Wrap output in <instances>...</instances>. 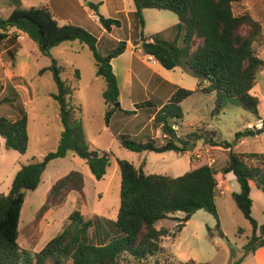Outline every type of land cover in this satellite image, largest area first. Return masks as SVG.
I'll return each mask as SVG.
<instances>
[{
  "label": "trees",
  "instance_id": "trees-1",
  "mask_svg": "<svg viewBox=\"0 0 264 264\" xmlns=\"http://www.w3.org/2000/svg\"><path fill=\"white\" fill-rule=\"evenodd\" d=\"M133 16L144 28V10L168 11L174 14L178 28L182 32V47L166 41L162 34L145 38L141 32V50L144 55L153 57L167 71L183 67L184 70L206 86L199 90L203 94H215L211 117L219 116L226 101L236 103L244 112L260 120L257 97L251 91L264 62L260 60L253 45L262 38L259 22L250 15L234 16L232 6L239 0H132ZM14 9L7 18L0 16V49L5 43L13 44L16 33L26 35L33 41L40 54L49 57L55 47L64 42H78L92 53L96 77L102 78L105 87L102 99L105 105L104 123L108 127L114 115L130 117L135 111H124L119 103V85L112 70L111 62L124 54L125 41H115L114 49L101 55L97 45L102 43L88 31L65 24L60 26L48 7H32L21 10L18 0H9ZM99 4L89 3L101 28L111 33L120 29L117 19H106L98 13ZM13 31V33L10 32ZM151 39L152 42H148ZM194 42H197L194 47ZM107 50L109 47L106 48ZM50 72L56 86V93L50 97L59 108L62 132L55 151L48 153L42 163L23 165L16 173L7 195H0V264H131L144 262L157 257L161 252V241L170 235L165 228L157 229V224L171 219L177 214V233L184 229L193 215L204 210L212 215L219 227L216 206L217 180L209 166L191 169L179 177L147 174L145 164H133L117 160L120 172V206L115 220L95 217L84 221L77 211L72 212L60 233L49 240L38 252L22 249L18 244L21 211L27 192H35L45 167L54 160L64 159L72 154L83 160L96 181L104 179L109 167L110 154L90 151L81 120L80 108L73 102L74 88L61 78V68L55 61L39 71L42 75ZM76 70L75 78L79 79ZM1 90V81H0ZM14 96L0 98V103L18 99ZM194 91L175 88L167 104L159 103L161 110L156 114L153 124L160 127L167 139L158 145L153 139L145 142L132 140L128 135L119 137L120 146L131 153H179L186 151L185 140L177 137L173 127L183 119L180 105L194 95ZM157 107L152 102L136 105V109ZM28 117L19 110L14 120L0 116V138L7 151L24 155L28 149ZM264 128V123H263ZM189 136V135H188ZM254 136L246 129L236 133V139ZM182 148V149H181ZM229 148V147H228ZM42 164L46 166L42 168ZM222 175L232 174L239 185V192L231 195L237 210L250 223L253 235L244 247L245 257L264 248V224L260 227L252 217L253 201L250 197L251 184L264 195V155L228 153ZM69 183L82 188L83 176L72 172L52 187L50 194L56 195L59 188ZM45 206L39 215H44ZM42 213V214H41ZM257 230L259 236L256 235ZM155 264H158L155 262ZM186 264H196L193 261ZM239 264V263H236Z\"/></svg>",
  "mask_w": 264,
  "mask_h": 264
},
{
  "label": "rangeland",
  "instance_id": "rangeland-1",
  "mask_svg": "<svg viewBox=\"0 0 264 264\" xmlns=\"http://www.w3.org/2000/svg\"><path fill=\"white\" fill-rule=\"evenodd\" d=\"M44 1H26L21 5V10L27 11L30 7H45ZM66 1L75 8L77 13L76 17H73L69 14L63 15L64 11L57 12L54 18L60 26L69 23L80 27L100 41V25L88 4L101 3L98 13L106 19H117L121 23L122 28L112 29L113 37L120 41H129L133 46L141 43V31L143 36V30L136 18L129 15L127 20L124 15H116L117 8L127 9V6L129 8V4L133 5L132 0ZM246 1L239 0L233 4L234 16H242L246 9L244 4ZM13 9L14 6L11 2L0 0L1 17L7 18ZM245 14L248 13L245 12ZM76 18L80 22H77ZM65 19L67 20L65 21ZM145 19L150 29H165L178 21L174 14L158 10H147ZM10 32L13 33L12 30ZM16 34L17 37L20 35L21 39L15 37L13 44L5 43L0 49V98L4 96L13 98L14 96L11 94L13 91L18 94V99L13 104H10L11 102L0 103V116L14 120L19 110L25 111L28 117V149L24 155L7 151L0 138V195L8 194L16 173L23 165L42 163L43 158L57 148L62 126L59 120L58 105L50 97L51 94L56 93V86L50 72L39 74L41 69L51 66L53 61L62 70L61 78L74 88L73 102L80 108L79 119L90 151L110 154L109 167L106 176L101 181H96L85 162L72 154L64 159L51 161L45 167L42 184L35 192L26 193L17 241L22 249L31 252L40 251L49 240L61 232L69 215L74 211L79 212L84 221H92L95 217L115 220L120 206L121 179L117 160H124L136 167L144 163L147 174L173 178L179 177L191 169L209 166L217 180L216 206L219 227L212 215L200 210L184 225V229L177 233V221L182 218L181 214H177L171 219L157 224V229L165 228L170 232V235L161 241L162 252L147 261L140 263L131 261V264H155V262L158 264H186L190 261L196 264H264V258L257 259L252 255L245 257L244 247L253 235V228L237 210L231 193L221 197V194L227 191L224 188L225 184L221 182L225 176L221 174V170L227 164L229 151L235 154L264 155V132L256 136L254 124H252L254 130L250 129L254 132V136L246 137L244 143H241L242 139L238 140L235 137L236 133H243L247 129L248 121L256 120L253 115L244 112L236 103L226 101L220 115L211 117L210 110H208L211 102L208 99H203L201 95H195L181 107L183 117L187 114V119L190 121L202 118L201 121L207 123L208 127L204 132V128L195 125V129L189 130V133L180 137L181 140L186 141L184 153H131L121 148L120 141L114 133L130 135L133 131L132 125L139 127V124L145 119V115L137 119H133L131 116V118H122L114 115L110 125L111 132L106 130L105 105L102 99L105 82L102 78L96 77V67L90 50L78 42H64L52 49L49 57H44L40 54L37 45L26 35ZM110 37L101 38L102 43L97 45L101 55H105L115 48L117 40ZM175 44L177 47H182V40L177 39ZM193 45L196 47L197 42H194ZM107 47H109L108 50ZM126 58L123 57V61ZM145 59L143 57V60ZM123 61L119 59L114 62L119 79H121L120 67ZM147 64L150 63L141 64L143 74L152 71L148 67L155 68ZM76 70L79 71V79L75 78ZM159 75L170 80L176 87L190 91L201 82V80L190 76L182 66L174 71H167L160 67ZM259 79L260 74L251 94L259 100V116L264 118V79H260V85ZM147 99H149L147 94H143V92L141 95L140 93L134 94L129 100L123 95L122 108L129 110L133 106L132 102L139 104ZM199 108H201V113L197 115L195 112ZM181 124L179 121L177 126ZM177 126L173 127L176 133L179 130ZM184 126L187 128L189 125ZM261 127L259 126V128ZM156 128L157 126L153 124L151 128L150 126L147 128L146 134L129 137L137 142H145L151 139L148 129L155 130ZM163 136L160 134L155 139L158 145L162 144L161 142L166 143L167 139H164ZM72 172H78L83 176L82 188H78L77 184L69 183L59 188L56 195H51L50 191L55 183ZM232 191H234L233 193L239 192V185L236 181ZM257 205L254 216L260 221L262 217ZM44 206L46 210L44 215H39L40 209Z\"/></svg>",
  "mask_w": 264,
  "mask_h": 264
},
{
  "label": "crops",
  "instance_id": "crops-1",
  "mask_svg": "<svg viewBox=\"0 0 264 264\" xmlns=\"http://www.w3.org/2000/svg\"><path fill=\"white\" fill-rule=\"evenodd\" d=\"M18 1H20V4L23 5L26 1H29V0H18ZM44 2L46 4V5L45 4L44 5L49 7V9L51 10L54 17L56 16L55 14H57V12H63V11H64V13H62L63 15L67 16V14H69L73 17L74 16L76 17L77 12H75V8L70 6L66 0H45ZM244 4L246 6V9H244L243 14H245V12H247L255 21L259 22L261 25L262 38H261V41L259 43H255L253 45V49L255 50L257 57L264 62V0H247L246 2H244ZM30 8H32V7H30ZM61 9H62V11H61ZM98 12H99V10H98ZM134 13H135L134 4L133 5L129 4V8L127 6V9H125V8H117L116 9V15H118V16L124 15L127 18V20H128L129 15H133ZM145 13H147V10L146 11L144 10L142 12V16L144 18V28L142 30H143V36L145 38H151L152 36H154L156 34H162V36H163L162 38H164L166 41L173 42V43H175L177 41V39L180 40L182 38V32L178 28L179 21L174 23L171 27H168L165 29H161L159 27H158L159 29H150L149 25L147 23V20L145 19ZM237 16H240V15H237ZM66 20L67 19H65V21ZM76 20H77V22H80V21H78L79 20L78 18H76ZM67 24H69V23H67ZM99 31H100V36H101L100 39L107 37V36H109V37L111 36L112 38H114L113 37V31H111V33H107L101 28V26H100ZM114 39H116L117 41H120V39H118V38H114ZM148 42H152V40L149 39ZM126 44H127V46H126V50H125L124 54L121 55L120 57L114 59L111 62L112 70H113V72L117 78V82L119 85V93H120L119 105H120L121 109L124 111H135L136 112L135 115L131 116L133 119H137V118L141 117L142 115H145V119L142 120V123L139 124V127H134V125H132L133 131L130 133V135L125 134V133H118V132L114 133L115 136L117 137V139H119V137L121 135H128V136L141 135L142 136V135L146 134L145 132H146L147 128L149 126H150V128L152 127L153 120H154L156 114L161 110V107H159L160 105H157V107H145V108L136 109L137 104L133 103V102L131 103V104H133V106L130 107L131 109L126 110V109L122 108L123 95L129 100L131 97L134 96V94L140 93V95H141V92H143V94L144 93L147 94V96L149 98L144 102H153L155 104H158L161 102V104H167L170 97L174 93L175 88H180V87H176L174 85V83L170 82V80L165 79L159 75L161 66L158 63H156L155 65L147 64L148 66H153L156 69L148 67V69H151L152 71L150 73L148 72L146 74H143V71H142L143 66H141V64L145 62L143 60V57H145V55L142 53L141 43L137 46H133L129 41H126ZM123 57L124 58L128 57V58H126L125 61H123ZM119 59L121 61H123L121 63V67H120V72H121L120 78L121 79H119V75L117 74V71L115 70V66H114V62L116 60H119ZM259 74H260V79H264V66L261 68ZM260 79L258 81L259 85H260ZM205 86H206V83L204 81L199 82L197 84V87H195V89H191L192 91L195 92V94L192 95L191 97H193L195 95H201L203 97V99H205V100L208 99L211 102L210 109L208 108V110H210V114H211V112L214 108L215 94H203L202 92H200L199 90H201V88H203ZM137 96H139V95H137ZM189 99H187L186 101H188ZM186 101H184L180 105V107H182L183 104L186 103ZM206 107H208V106H206ZM200 109L201 108H199L195 112V114L199 115L201 113ZM259 117H260V120L256 119L254 122L248 121L247 126H246L248 129L249 128L248 126H252V124H254V126L256 127V130L254 131L255 134L257 131H260V134L262 132H264V128H263L264 118L261 116H259ZM201 119L195 118L194 120L190 121L187 119V114H185L183 119L180 121L182 124L178 125V126L175 125L179 128L178 132L176 133L177 137L180 138L181 136L186 135L187 133L190 132L189 130L195 129V125L200 126L201 128H204V132H205V129H206V127H208V125H207V123H203V121H201ZM111 122H112V119L110 120L108 127H106V130H109L110 132H111V130H110ZM204 124L207 126H205ZM184 125H189V126H187V128H186ZM259 126H262V127L259 128ZM148 130H149L148 134L151 135L150 138L153 140L157 139L158 136L160 134H162L160 127H157L155 130H153V129H148ZM256 136H258V134H256ZM163 138L165 139V136H163ZM245 139L246 138H243L241 140V143H244ZM161 143L163 144V142H161ZM169 153H171V152H169ZM173 153H175V152H173ZM179 153H184V152L181 151ZM144 171H145V169H144ZM43 176H44V172L41 176V183L40 184H42ZM235 181H236L235 177L232 174H228V175L224 176V178L221 182L225 184L224 188L227 191L223 192L221 194V197L226 196L227 193H231V195L233 194L234 191H232V188L234 186ZM250 197L253 201V205H252V209H251L252 217H254L255 221L257 222V226L260 227L264 224V195L253 184H251ZM256 203H258L259 205H257ZM256 205L259 207L258 211L260 212L261 217H262V219H260V221L258 219H256V217L254 216V211H255ZM256 235L259 236L258 230L256 232ZM250 255H252L254 258L256 257L257 259H263L264 258V248L259 249L256 253L250 254Z\"/></svg>",
  "mask_w": 264,
  "mask_h": 264
},
{
  "label": "built area",
  "instance_id": "built-area-1",
  "mask_svg": "<svg viewBox=\"0 0 264 264\" xmlns=\"http://www.w3.org/2000/svg\"><path fill=\"white\" fill-rule=\"evenodd\" d=\"M98 20V19H97ZM17 39H21V36L20 35H18V37H17ZM145 62H147V63H150L151 65H155L157 62H156V60L153 58V57H151V56H147V55H145ZM249 128L248 129H252V130H254V128H253V126H248ZM251 127V128H250Z\"/></svg>",
  "mask_w": 264,
  "mask_h": 264
},
{
  "label": "water",
  "instance_id": "water-1",
  "mask_svg": "<svg viewBox=\"0 0 264 264\" xmlns=\"http://www.w3.org/2000/svg\"><path fill=\"white\" fill-rule=\"evenodd\" d=\"M116 105L119 106V103H117ZM256 134H260V131H257ZM41 166H42V168H44L46 165L42 164Z\"/></svg>",
  "mask_w": 264,
  "mask_h": 264
}]
</instances>
